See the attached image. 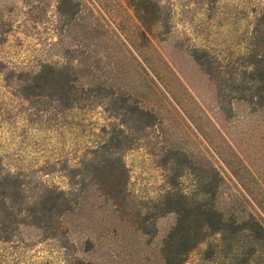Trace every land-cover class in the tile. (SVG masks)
Wrapping results in <instances>:
<instances>
[{
  "label": "rangeland",
  "instance_id": "1",
  "mask_svg": "<svg viewBox=\"0 0 264 264\" xmlns=\"http://www.w3.org/2000/svg\"><path fill=\"white\" fill-rule=\"evenodd\" d=\"M263 12L0 0V264H264Z\"/></svg>",
  "mask_w": 264,
  "mask_h": 264
},
{
  "label": "trees",
  "instance_id": "2",
  "mask_svg": "<svg viewBox=\"0 0 264 264\" xmlns=\"http://www.w3.org/2000/svg\"><path fill=\"white\" fill-rule=\"evenodd\" d=\"M263 17H264V12H263ZM261 59L263 61L264 60V56ZM261 76H262V79H258V81L259 82H263V84H264V75H261ZM204 210H205L204 211V215L206 216L205 217L206 219H204V221L206 222L204 226L206 228H209V229L212 228L213 230L217 229V226H220L221 227L222 221L219 218V214L213 208H209L207 210L204 209ZM207 216H209L210 218L208 219ZM213 217H216V219H217V220H215V223L212 222V219H214ZM252 221H254V224H247L248 227H246V230L249 231V232H251L254 235L255 232H256V231H254V229L256 230V228H257V233H256L257 237L256 238L264 239V229L261 227V225L259 224V222H257V220L256 221L255 220H252ZM261 233H262V235H261ZM199 238H200L199 235H198V237H194V238H191V236L188 235V237H187V244L189 245V244H191V243L199 240Z\"/></svg>",
  "mask_w": 264,
  "mask_h": 264
}]
</instances>
